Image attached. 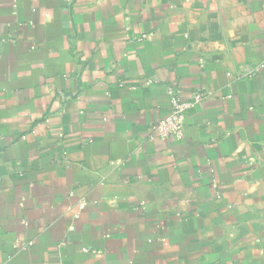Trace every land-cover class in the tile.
<instances>
[{
    "label": "crops",
    "instance_id": "0c3cea01",
    "mask_svg": "<svg viewBox=\"0 0 264 264\" xmlns=\"http://www.w3.org/2000/svg\"><path fill=\"white\" fill-rule=\"evenodd\" d=\"M262 60L264 0H0V264H264Z\"/></svg>",
    "mask_w": 264,
    "mask_h": 264
},
{
    "label": "built area",
    "instance_id": "2783aa9c",
    "mask_svg": "<svg viewBox=\"0 0 264 264\" xmlns=\"http://www.w3.org/2000/svg\"><path fill=\"white\" fill-rule=\"evenodd\" d=\"M264 71V60L255 65H246L242 69V76L250 78ZM169 98V112L168 115L158 121L151 127V139L159 138L162 140H183L185 138V119L187 112L199 105L205 98L206 94L202 91H195L191 94L190 98L185 99L181 96L180 92L169 86L166 90ZM86 209V202L80 200L77 202L75 209L71 206L67 208V212L71 213L72 221L79 218L80 214ZM70 226V230H72ZM28 243L26 247L31 246Z\"/></svg>",
    "mask_w": 264,
    "mask_h": 264
},
{
    "label": "clouds",
    "instance_id": "9594fccd",
    "mask_svg": "<svg viewBox=\"0 0 264 264\" xmlns=\"http://www.w3.org/2000/svg\"><path fill=\"white\" fill-rule=\"evenodd\" d=\"M42 15H43L45 21H50L52 18L51 14L48 12H44Z\"/></svg>",
    "mask_w": 264,
    "mask_h": 264
}]
</instances>
